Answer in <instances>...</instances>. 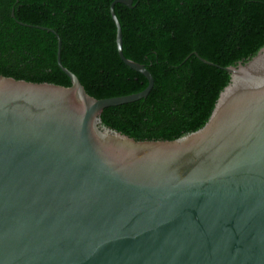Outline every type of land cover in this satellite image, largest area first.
<instances>
[{
    "label": "water",
    "instance_id": "water-1",
    "mask_svg": "<svg viewBox=\"0 0 264 264\" xmlns=\"http://www.w3.org/2000/svg\"><path fill=\"white\" fill-rule=\"evenodd\" d=\"M106 98L0 74V264H264V45L229 73L206 122L173 139H134L101 122L146 97ZM11 16L14 17L13 11ZM22 24V22H18Z\"/></svg>",
    "mask_w": 264,
    "mask_h": 264
},
{
    "label": "trees",
    "instance_id": "trees-1",
    "mask_svg": "<svg viewBox=\"0 0 264 264\" xmlns=\"http://www.w3.org/2000/svg\"><path fill=\"white\" fill-rule=\"evenodd\" d=\"M113 0H0V74L70 85L61 63L95 98L136 93L144 76L115 46ZM125 57L153 77L146 97L102 110L103 125L134 139H173L201 127L235 66L264 45V0H133L113 6ZM13 11L14 17L11 16ZM22 22V24L18 23Z\"/></svg>",
    "mask_w": 264,
    "mask_h": 264
}]
</instances>
